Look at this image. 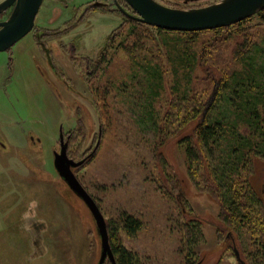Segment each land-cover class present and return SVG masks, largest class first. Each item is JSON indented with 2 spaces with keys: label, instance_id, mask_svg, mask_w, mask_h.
Here are the masks:
<instances>
[{
  "label": "rangeland",
  "instance_id": "obj_1",
  "mask_svg": "<svg viewBox=\"0 0 264 264\" xmlns=\"http://www.w3.org/2000/svg\"><path fill=\"white\" fill-rule=\"evenodd\" d=\"M154 1L195 10L222 0ZM118 6L134 15L123 0H43L29 35L0 52V264L98 263L95 222L52 163L60 152V133L68 158L83 161L72 172L100 208L116 247L131 253L134 264H186L189 251L191 264L261 262L256 257V214L237 237L219 219L221 204L208 191L206 174L195 175L203 178L198 189L190 180L178 139L191 127H182L176 137H159L148 118L143 119L152 99L143 67L134 68L132 60L139 63L146 53L162 62L165 52L153 29L149 36L129 35L130 21ZM260 11L244 19L240 29L232 28L242 30L236 39L249 34L264 40ZM228 29H220L219 35L201 31L195 48L217 43L225 56V48L231 51L235 41L223 42ZM216 49L211 47L214 56ZM164 64L163 90L153 102L161 128L171 121L169 108L175 100L172 66ZM251 166L244 174L264 204V160L255 159ZM126 215L141 222L134 235L123 229ZM193 223L202 240L190 249V240L181 241L182 227Z\"/></svg>",
  "mask_w": 264,
  "mask_h": 264
},
{
  "label": "trees",
  "instance_id": "obj_2",
  "mask_svg": "<svg viewBox=\"0 0 264 264\" xmlns=\"http://www.w3.org/2000/svg\"><path fill=\"white\" fill-rule=\"evenodd\" d=\"M258 18L264 24V8L258 13ZM128 20L131 24L129 35L137 32L149 36V30L153 29L165 52V61L162 62L154 61L155 58L145 52L140 57L141 62L134 63L132 60L134 68L143 67L146 88L148 87L152 99L149 100L148 108H145L149 112H145L143 119L148 118L151 131L159 137L165 134L176 137L182 127V130L191 127L189 134L178 139V144L184 147L190 180L198 189L203 178L195 179V175L199 171L206 174L204 181L208 191L221 204L219 219L232 226L237 237L240 238V232L246 223L251 226L253 215L256 214L259 237H256L255 242L260 248L256 257L262 261H253V264H264V204L244 174L246 171L250 172L255 159L264 160V40L260 42L249 34H243L240 39H236L242 30L232 28L240 29L244 22L233 24L228 29L231 31L221 36L223 42L235 40L231 51L225 48L224 56V49H216L219 45L217 43L210 45L209 49L204 45L201 51L195 48L196 38L201 31L170 32L130 18ZM220 29L223 28L212 31L219 35ZM133 31L135 32L132 33ZM119 47L124 49V43H119ZM137 47L140 52L144 51L141 42ZM211 47L219 50L215 56ZM134 49H126L125 53L135 57L137 53ZM165 62L172 66L174 80L170 91L175 100L169 108L171 121L167 119L165 127L161 128L153 102L163 90ZM176 123L174 131H168L169 126ZM124 217L123 229L129 235L141 230L142 225L137 218L128 215ZM197 226L186 224L182 227L181 241L190 240V249L202 240ZM249 232L253 237L254 231ZM108 233V242L116 264H134L135 257L124 248L116 247L113 233ZM195 233L197 240H192ZM192 259V251H189L184 263L191 264Z\"/></svg>",
  "mask_w": 264,
  "mask_h": 264
},
{
  "label": "water",
  "instance_id": "obj_3",
  "mask_svg": "<svg viewBox=\"0 0 264 264\" xmlns=\"http://www.w3.org/2000/svg\"><path fill=\"white\" fill-rule=\"evenodd\" d=\"M123 1L134 13V15H130L118 6L124 16L159 30L183 33L230 27L253 16L264 8V0H222L217 4L195 10L171 9L161 4L159 5L154 0ZM42 3L43 0H4L0 2V16L7 9L13 8L11 15L5 21H0V52L8 51L11 46L29 35L34 27V20L40 11ZM59 139L60 152L54 153L52 163L56 173L71 192L88 208L95 222L100 241V257L97 264H104L106 261L109 264H116L108 242L106 222L100 208L97 207L94 199L80 185L72 172L74 168L82 166L83 161L77 162L69 159L66 150L67 144L62 138V133H60ZM235 257L237 260L239 259L237 251H235Z\"/></svg>",
  "mask_w": 264,
  "mask_h": 264
},
{
  "label": "flooded vegetation",
  "instance_id": "obj_4",
  "mask_svg": "<svg viewBox=\"0 0 264 264\" xmlns=\"http://www.w3.org/2000/svg\"><path fill=\"white\" fill-rule=\"evenodd\" d=\"M101 5L104 6L105 4L102 3ZM118 9H119V8H118Z\"/></svg>",
  "mask_w": 264,
  "mask_h": 264
},
{
  "label": "bare ground",
  "instance_id": "obj_5",
  "mask_svg": "<svg viewBox=\"0 0 264 264\" xmlns=\"http://www.w3.org/2000/svg\"><path fill=\"white\" fill-rule=\"evenodd\" d=\"M231 27V26H230Z\"/></svg>",
  "mask_w": 264,
  "mask_h": 264
}]
</instances>
